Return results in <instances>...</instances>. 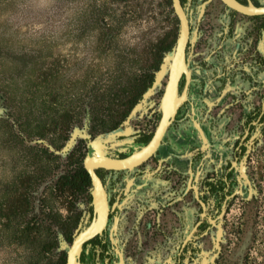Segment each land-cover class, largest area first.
Returning a JSON list of instances; mask_svg holds the SVG:
<instances>
[{
	"label": "rangeland",
	"instance_id": "1",
	"mask_svg": "<svg viewBox=\"0 0 264 264\" xmlns=\"http://www.w3.org/2000/svg\"><path fill=\"white\" fill-rule=\"evenodd\" d=\"M201 1L192 0V14ZM177 31L171 0H0V264H54L66 253L67 235L84 225L90 203L85 193L60 190V177L82 161L95 112L114 110L123 88L151 69L156 43ZM171 56L127 123L130 134L157 119ZM64 110L74 117L56 148L61 142L51 129ZM42 128L44 137L24 132ZM259 133L244 169L252 190L248 195L244 177L246 193L231 205L220 264H264ZM138 147L129 142L125 149Z\"/></svg>",
	"mask_w": 264,
	"mask_h": 264
},
{
	"label": "flooded vegetation",
	"instance_id": "2",
	"mask_svg": "<svg viewBox=\"0 0 264 264\" xmlns=\"http://www.w3.org/2000/svg\"><path fill=\"white\" fill-rule=\"evenodd\" d=\"M240 1L247 2V0ZM252 1L256 4H264L258 0ZM191 2L192 0L182 1L187 7L191 25V36L187 46V57L192 69L189 96L196 105V113L198 114L199 122L208 138L209 145L206 149L202 150V140L188 116V112H190V102L185 101L179 108L175 120L168 127L156 153L141 164L144 165L146 162L152 161L154 167L149 169V172L155 174L167 168V171L176 179L173 183V196L168 201L167 205H173L185 196H189L191 202L197 209L194 213L193 220L185 223L178 243L172 245L174 252L147 253L144 264H220L218 261L220 257L225 254V244L228 242L227 240L224 241V238L227 234V216L231 210V205L237 197H243L246 193L244 175L240 174L239 164L250 146L243 167L245 169L251 150L257 142L258 136L261 134L259 133L256 135L255 133L257 130H264V82L259 81L257 77V72L264 69V53H261L259 48V41L264 30V28H261L264 18L261 17V15H246L237 12L225 5L221 0L210 1L205 5L201 15L200 11L194 15L190 10ZM202 2L203 0L200 2V10ZM214 3H217V5H214ZM220 5H222L223 9H227L233 13H239L250 21L249 27L239 37L237 42L238 53L242 55L241 65L231 68L229 72L227 69L221 70L220 74L216 77L212 76L208 78L205 76L199 79V95L198 99H195L191 95L192 83L195 82L196 79L193 74L196 65L195 62L196 60H198L197 63L202 61L200 59V50L202 47L207 46L213 36V27L211 24L207 27L205 26V17L214 10L218 11V9H220L219 7H221ZM217 81H219V83H217ZM233 84H236L234 88H232ZM182 85L183 78L181 79L180 87H182ZM220 95L221 99L216 101L215 99ZM205 98H209L211 101L214 100L215 103L209 105L210 101L205 100ZM197 109L202 111L203 116H206L204 119L205 121H202L201 115L197 112ZM159 118L160 112L157 119H153L154 121L151 123L145 124L136 132L131 133L130 135L135 136L133 142L139 143L140 146L144 144L139 141L140 137L148 134L151 137ZM180 120H188L192 127L190 131L184 130L181 136H176L182 150L176 151L173 149V151L170 150L165 152L169 145L167 140L172 133V126ZM119 126L123 128V122L117 127ZM122 138H124V136H118V139ZM84 142L86 144V154L90 152L92 148L89 142ZM128 143L129 142H114L109 144V150L112 156L123 157L130 154L132 151L128 152L125 149ZM161 159V167L157 169L158 162ZM163 164H166V166ZM190 169L193 172L192 182L196 183L198 186L200 197L207 205V213L212 217L217 216L221 211V206L226 195L240 187L244 191V194L236 193V195L227 199L223 215L220 219H217L216 222H209L206 217L203 218L192 237L183 244L185 236L199 220L202 210L200 203L194 196V190L190 188L185 191L190 177ZM197 170H199V175L198 179L195 181ZM96 171L106 184L110 203L115 201L118 196L120 200L126 197L123 195L122 189L129 179L123 180L122 177L130 170H115L99 167ZM240 175L242 185H240L238 179ZM123 205L119 213L123 210ZM91 210L89 212H91ZM114 212L115 211H112L110 213V221ZM170 213H172V211H170ZM165 216H162L157 229L152 230L153 235L156 233V235L160 236L163 240L170 238L176 229L174 221H170L169 218L166 219ZM218 224L222 226V233L219 240L220 248L214 259L210 260L212 254L217 250L215 248V241L218 235ZM149 227H151V224L147 222L146 228ZM125 256L126 254L123 248L124 264L127 263ZM79 260L83 264H115L118 260V255L114 253L112 249L107 231L96 235L83 244ZM65 262L66 253H64V264Z\"/></svg>",
	"mask_w": 264,
	"mask_h": 264
},
{
	"label": "water",
	"instance_id": "3",
	"mask_svg": "<svg viewBox=\"0 0 264 264\" xmlns=\"http://www.w3.org/2000/svg\"><path fill=\"white\" fill-rule=\"evenodd\" d=\"M210 1L212 0H203V2L201 3L200 15L203 13L205 5ZM221 1L233 10L246 15H264V4H256L252 0H247V2H242L240 0ZM171 5L178 19V31L175 39V45L172 49V56L168 67L167 80L161 96L160 118L158 120V123L152 136L146 143L142 144L137 149H134L130 154L123 157L112 156L111 151L109 150V144L114 142L134 141L135 136L130 135L127 123L131 120L134 113L138 110L139 103H137L127 114L125 120L123 121V125L125 124L123 128L119 126L106 133H98L93 137H90L89 135L87 136L89 145L91 146L92 150L84 155L83 167L87 171L91 182L90 194L92 210L86 215L84 219V225L73 235L72 240L66 250L65 264H83L79 260L83 244L96 235L102 234L104 231H107L108 239L112 246V249L114 253H117L118 255V260L115 262V264H124L123 248L119 243L118 227L120 218L119 211L122 209V205L126 197L120 200L118 196L115 201L110 203L106 184L104 183L101 176L97 173V168L104 167L115 170H132L147 161L156 153L157 149L163 141L168 127L175 120L179 108L185 101L190 102V112H188V116L190 117L194 127L197 129L199 137L202 140V150L206 149L209 145L208 138L199 122L198 114L196 113V105L189 96V87L192 81V69L187 57V46L191 36L190 18L188 16L187 7L182 3L181 0H171ZM161 69L162 64L160 66V69L158 70V73L155 74L154 81L143 93V97L141 100L145 99L155 87L160 77ZM182 78L183 85L182 87H180ZM220 99L221 95L218 96L215 100L219 101ZM214 103V100L210 101L209 105H212ZM121 135L124 136V138L118 139V136ZM249 149L250 146L239 164L240 174L244 175V177H246L248 181V195H250L251 193L252 183L246 176V174H244L243 167L244 163L246 162ZM161 164L162 159L159 160L157 169L161 167ZM198 175L199 170H197L195 174V181L198 179ZM241 175L238 177L240 185H242ZM133 179L134 178H130L126 181L122 189L124 196L129 195ZM192 180L193 172L190 169V177L185 191L190 188L194 190V196L200 203L202 210L200 212L199 220L187 233L183 240V244H185L192 237L203 218L206 217L209 222H216L217 219H220L223 215L227 199H230L231 197L236 195V193L244 194V191L240 187L232 193L226 195L221 206V211L217 216L212 217L208 215L207 205L205 201L200 197L198 186L196 185V183H193ZM112 211L115 212L112 215L110 221V213ZM221 233L222 226L221 224H218V235L215 241V248L217 250L212 254L210 260H213L218 253V249L220 248L219 240L221 237Z\"/></svg>",
	"mask_w": 264,
	"mask_h": 264
},
{
	"label": "crops",
	"instance_id": "4",
	"mask_svg": "<svg viewBox=\"0 0 264 264\" xmlns=\"http://www.w3.org/2000/svg\"><path fill=\"white\" fill-rule=\"evenodd\" d=\"M264 3V0H258ZM217 5V3H214ZM218 11L214 10L205 17V26L212 25V39L207 46L202 47L200 52V63L195 62L193 74L195 82L192 83L191 95L198 99L199 79L207 76H218L221 70L229 72L231 68L241 65L242 55L238 53L237 42L239 37L249 27V19L223 9L220 5ZM261 53H264V30L259 41ZM259 81L264 82V69L257 72ZM219 83V81H217ZM236 84L232 85V88ZM211 101L209 98H205ZM202 121L205 117L202 111L197 109ZM191 123L188 120H180L172 126V133L168 137V146L165 152L181 151L176 136H181L183 131L191 130ZM166 166V164H163ZM154 167L152 161L136 167L124 174L123 180L134 178L131 184V192L126 196L124 208L120 213L118 236L120 246L126 254V264H144L147 253H172L173 244H177L183 231L185 223L193 220L196 206L191 202L189 196L177 201L173 205H167L173 196V183L176 180L165 168L159 173H152L148 170ZM172 211V213H170ZM166 215V216H165ZM162 216L173 220L175 232L163 240L152 230L157 229ZM177 218V219H176ZM151 227L146 228V223ZM172 225V223H171ZM178 228V229H177Z\"/></svg>",
	"mask_w": 264,
	"mask_h": 264
},
{
	"label": "trees",
	"instance_id": "5",
	"mask_svg": "<svg viewBox=\"0 0 264 264\" xmlns=\"http://www.w3.org/2000/svg\"><path fill=\"white\" fill-rule=\"evenodd\" d=\"M261 17L264 18V15H261ZM261 28H264V22L262 23ZM175 39L176 37L169 39L168 36H165L156 43L153 52V63L150 65L151 69L149 68L143 70L141 73L137 74L131 81L130 85L123 88V95L115 98L117 101V107L114 110L110 111L107 116L100 114L98 111L95 112L93 119L96 120V123L90 127L92 135L99 132H108L113 130L125 120L127 114L137 103L140 102L143 97V93L154 81L156 71L160 69L165 54L174 48ZM73 117L74 115L70 110H64L54 120L53 128L51 130L58 134V138L61 142L59 144H54L56 148L62 147V144L67 140ZM46 131L47 129L44 128L32 133L24 130V132L28 135L38 137H44L46 135ZM149 137V134L143 135L140 137L139 141L145 143ZM59 187L60 190L67 192L68 195L76 196L79 193H85L87 200L90 203L88 210H91V182L87 171L82 166L81 160L75 170L67 171L61 175ZM77 220L78 218L74 221V226L76 225ZM72 237L71 233L67 235L68 242H71ZM54 264H64V253L63 256H59Z\"/></svg>",
	"mask_w": 264,
	"mask_h": 264
}]
</instances>
